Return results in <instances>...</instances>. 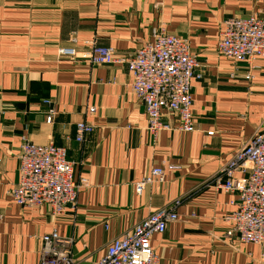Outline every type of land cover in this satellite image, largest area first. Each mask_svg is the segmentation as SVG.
Wrapping results in <instances>:
<instances>
[{
    "label": "crops",
    "instance_id": "obj_1",
    "mask_svg": "<svg viewBox=\"0 0 264 264\" xmlns=\"http://www.w3.org/2000/svg\"><path fill=\"white\" fill-rule=\"evenodd\" d=\"M250 15L264 18V0H0V264H38L52 231L73 238L76 264H93L114 237L178 198L177 220L150 239L160 264H264V245L240 242L233 230L237 193L205 184L264 131V57L250 68L216 51L224 19ZM160 25L186 39L199 63L192 132L163 112L171 128L152 134L126 62L88 59V40L126 60ZM59 47L76 57L59 56ZM80 121L94 125L82 142ZM24 140L65 148L74 179L87 183L75 210L53 215L48 205L14 202ZM153 167L163 180L136 193Z\"/></svg>",
    "mask_w": 264,
    "mask_h": 264
},
{
    "label": "built area",
    "instance_id": "obj_2",
    "mask_svg": "<svg viewBox=\"0 0 264 264\" xmlns=\"http://www.w3.org/2000/svg\"><path fill=\"white\" fill-rule=\"evenodd\" d=\"M88 59L92 64H111L125 61L131 75V90L144 106L147 129L155 134L171 128L162 121V113L175 115L177 129L192 132V79L199 63L186 39L170 34L164 25L153 29L145 41L128 58L115 55L112 47L88 40ZM58 55L74 58V47H59ZM219 55L233 61H248L264 57V18L250 15L224 19L217 42ZM251 77L250 72L246 78ZM48 103V99H43ZM94 111V107L90 108ZM56 111L49 108L46 122L52 123ZM94 125L80 121L76 124L75 139L82 142L92 133ZM19 180L10 195L22 207L48 205L53 215L66 208L75 210L77 194L87 183L74 179V164L68 160L64 147L48 143L39 145L24 140L18 155ZM1 162V158H0ZM243 175H237V173ZM163 180V169L153 167L150 173L135 183V192L142 193L146 184ZM205 184L238 195L236 209L229 215L238 240L264 245V131L257 130L222 165ZM178 198L161 207L113 238L104 254L93 264H160L150 239L154 233H163L168 223L177 220ZM42 252L38 264H76L72 255L73 238L56 231L42 236Z\"/></svg>",
    "mask_w": 264,
    "mask_h": 264
}]
</instances>
